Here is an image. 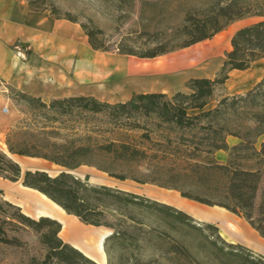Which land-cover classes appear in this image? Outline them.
<instances>
[{
    "label": "trees",
    "instance_id": "obj_1",
    "mask_svg": "<svg viewBox=\"0 0 264 264\" xmlns=\"http://www.w3.org/2000/svg\"><path fill=\"white\" fill-rule=\"evenodd\" d=\"M27 5L31 11H44L35 8L32 1L28 2ZM250 9V7L242 6L237 2H230L224 6L216 7L209 14L200 18L188 16L182 26L176 30V34L183 38L182 44L178 48H186L211 39L224 30L228 24L241 20L245 16L262 18L259 22L238 29L232 35L230 39L231 48L224 54L223 64L212 79H189L185 83V92L178 91L170 95L139 93L133 94L125 102L117 103H108L91 96L54 99L45 103L40 98L26 95L9 87H6V89L10 94H15L17 98L26 102L32 113L36 111L38 116L45 121L56 122L61 117L73 114L103 115L118 125H125L129 129H137L141 128L137 118H153L158 122V126L164 125L174 133L186 131L202 133V137L196 142L195 148L188 155L186 154L188 156L186 158L193 160V164L187 163L182 169L188 173L185 174V177L195 178L199 173L203 177L216 175L223 177L225 180L223 201L213 202L192 195L189 192H183L173 186L169 189L176 190L180 197L184 199L209 207H220L242 217L264 239V188L261 190L262 198L259 204H256V197L260 190L264 172V141L257 150L253 146L254 143L247 139L251 134L255 138L264 136V75L250 90L235 95L224 93L214 108L205 110L217 88L223 89L230 71L247 70L255 61L264 58V9L262 11H252ZM50 15L54 19H61L57 16L54 17L53 13ZM70 22L74 23L71 20ZM84 32L92 50L106 51L95 44L93 35L90 32L85 30ZM170 51L157 47L142 54H135L132 51L118 53L141 59H153ZM239 110L248 113V120L254 124L252 129L246 128L244 136L237 129L227 126L230 116L237 115ZM25 124L27 122L24 120L22 122L24 127L17 126L15 129L18 131L26 129ZM14 131L11 132L10 130L4 141L10 154L42 159L60 167L62 170L55 175H49L47 172L40 170L22 171L17 163L12 161L6 154L0 153V178L10 182L20 181L23 187L42 194L66 214L77 218L82 224L114 229L110 224L101 221L105 210L109 209L108 205L114 203L118 209L122 207L138 208L155 214L162 223L170 228L178 226L182 229H195L205 235L204 237L207 240H209L210 235L208 236L204 232H210L224 247L239 251L223 253V250L220 249V253L231 260H238L243 264H261L264 261L263 256L255 254L245 246L225 241L219 235L216 226L195 221L190 215L173 206L115 188L92 185L88 183L87 179H78L70 173L80 166H89L120 181L129 179L140 184H154L155 182L152 180H139L124 175L112 174L107 168L99 166L93 161L94 155L97 154L107 156L113 161L134 162L138 158L145 157V153L141 150L126 143L116 142L96 146L77 145L74 141L58 142L52 140L57 138L53 136L57 134L53 131H46L45 128L39 130L40 140L35 135L30 134L32 142H26L25 140L15 142L13 141ZM143 137L147 136L144 135ZM227 137H234L239 140V143L229 147L226 142ZM202 146H205L204 150L201 148ZM218 151L227 153L228 158L225 163H218L215 160L214 155ZM245 151L250 152L249 154H241ZM198 153L212 156V158L206 161H196L195 158ZM242 158H255L256 166L242 167L237 162ZM159 186L167 188L163 185ZM3 202L16 211V217L20 224L41 235V242L48 250L46 260L55 259L61 264H95L58 237L61 225L57 221L47 217L32 219L24 215L18 207L6 201ZM125 235L126 232H118L114 229L113 233L105 239V243L119 241L124 239ZM209 243L215 245L213 241L209 240ZM170 249L175 253H182L185 247L175 245ZM243 252H247L248 256ZM252 255H256V258H251Z\"/></svg>",
    "mask_w": 264,
    "mask_h": 264
},
{
    "label": "rangeland",
    "instance_id": "obj_2",
    "mask_svg": "<svg viewBox=\"0 0 264 264\" xmlns=\"http://www.w3.org/2000/svg\"><path fill=\"white\" fill-rule=\"evenodd\" d=\"M19 1L26 5L32 1L35 8L44 10L41 13L45 15L51 17L50 14L53 13V16L60 17V20L74 21L81 30L82 45L87 44L85 30L93 35L96 45L106 50L97 51V53L114 54L132 51L135 54H142L157 47L171 50L158 56L159 58L155 60L188 50L187 47L178 48L182 44L183 38L176 34V30L182 26L188 16L200 18L209 14L216 7L224 6L230 2H237L242 6L250 7L252 11L264 9V0ZM261 20L262 18L257 16H245L241 20L228 24L224 30L228 31L234 26L251 25ZM2 88L0 81V89ZM7 94L13 100V104L20 115L18 121L10 129L11 132L15 130L13 141L32 142L30 134L35 135L40 140L39 130L45 128L46 131H53L57 134L53 135L57 138L52 140L58 142L74 141L77 145L91 146L103 145L108 142L126 143L144 152L145 157L138 158L134 162H124L113 161L107 156L95 154L93 161L99 166L107 168L112 174L139 180H152L155 183L140 184L129 179L120 181L89 166H80L70 172L78 179H87L88 183L92 185L115 188L166 205H170L169 202L180 196L176 190L169 189L172 186L213 202L223 201V186L225 184L223 177H219V175L203 177L201 173L197 176L194 175L195 178L185 177V174L188 173L182 169L187 163L193 164V160L186 157L195 148V144L202 137V133L197 131L174 133L164 125L158 126V122L153 118H137L141 127L137 129L118 125L103 115L73 114L61 117L56 122L45 121L38 116L36 111L32 113L27 103L17 98L15 94H10L8 91ZM223 95V89L217 88L205 110L214 108ZM248 118V113L239 110L237 115L230 116L227 126L237 129L244 136L246 128L252 129L254 127ZM24 120L27 122L25 124L26 129L16 130L15 127L17 126L24 127V125L22 126ZM144 135L147 137H143ZM247 139L253 142L254 148L258 150L264 141V136L255 138L251 134ZM201 148L204 150L205 146ZM249 152L245 151L241 154H249ZM0 153L7 156L10 154L6 145L5 151L0 150ZM209 158L212 156L198 153L195 160L200 162ZM214 158L220 163L218 161L220 155L217 157L214 155ZM237 162L244 168L256 166L255 158H242ZM50 169L49 175H55L62 170L51 167ZM159 185L167 188H162ZM263 188L264 172L260 190L257 193L256 204H259L262 198L261 190ZM110 204L113 205H108L109 209L105 210L101 221L110 224L118 232H126V235L124 239L119 241L105 243L107 237L104 239L103 250L107 259L106 264H243L220 253V249L223 250V253L239 251L224 247L210 232H204V234L210 235L209 240L213 241L215 245H211L209 240L205 239V235L195 229H182L178 226L170 228L162 223L155 214L138 208L122 207L118 209L116 204ZM16 215V211L4 204L0 198V264H61L55 259L46 260L48 250L41 242V235L20 224ZM234 220L240 222V228L247 227L242 219L238 220L234 217ZM106 229L110 234L114 231L111 228ZM219 235L234 244L240 242V244H244L242 246H248L246 248L264 257V239L261 240L262 238L261 241L256 238L246 242L240 237L227 235L224 230ZM175 245H182L185 250L182 253H175L170 249ZM243 254L248 256L247 252H243ZM251 258H256V255H252ZM261 264H264V261Z\"/></svg>",
    "mask_w": 264,
    "mask_h": 264
},
{
    "label": "crops",
    "instance_id": "obj_3",
    "mask_svg": "<svg viewBox=\"0 0 264 264\" xmlns=\"http://www.w3.org/2000/svg\"><path fill=\"white\" fill-rule=\"evenodd\" d=\"M242 27L245 26L223 30L211 39L187 47L184 52L144 61L119 53H97L88 42L82 45L81 30L75 23L31 11L19 0H0V81L3 86L0 89V150L5 151L4 137L20 117L6 87L40 98L45 103L75 96H91L117 103L139 93L170 95L185 92L187 80L212 79L217 74L224 54L231 48L232 35ZM205 42L207 44H202ZM262 61L264 58L244 71H230L223 86L224 93L234 95L250 90L264 75ZM226 142L232 147L239 140L227 137ZM215 155H220V163L227 161L226 152L218 151ZM8 156L22 171L49 173L50 167L60 169L42 159ZM0 192L3 201L18 207L24 215L57 221L61 225L58 237L63 242L94 263L106 264L103 242L110 234L108 229L82 224L42 194L23 187L20 181L0 178ZM168 204L199 222L216 226L219 234L224 230L227 235L240 237L246 242L261 239L242 217L223 208L205 206L180 196ZM234 217L242 219L247 227L240 228V222Z\"/></svg>",
    "mask_w": 264,
    "mask_h": 264
},
{
    "label": "water",
    "instance_id": "obj_4",
    "mask_svg": "<svg viewBox=\"0 0 264 264\" xmlns=\"http://www.w3.org/2000/svg\"><path fill=\"white\" fill-rule=\"evenodd\" d=\"M107 237V236H106Z\"/></svg>",
    "mask_w": 264,
    "mask_h": 264
}]
</instances>
